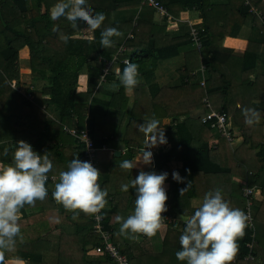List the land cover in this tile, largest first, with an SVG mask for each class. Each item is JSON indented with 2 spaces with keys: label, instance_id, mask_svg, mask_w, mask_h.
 Listing matches in <instances>:
<instances>
[{
  "label": "trees",
  "instance_id": "1",
  "mask_svg": "<svg viewBox=\"0 0 264 264\" xmlns=\"http://www.w3.org/2000/svg\"><path fill=\"white\" fill-rule=\"evenodd\" d=\"M157 1L172 17L171 20L161 18L160 26L154 19L155 10L142 6V0H87L93 15L103 13L106 17L101 27L91 32V38H87L75 37L85 33V22L77 21L76 29L63 17L51 20L50 9L57 0H0V164H10L16 143L24 141L37 154L48 153L53 164L48 176L59 179V173L67 170L72 159L84 161V145L69 133L76 131L79 134L84 129L91 136L96 151L102 146L110 148L112 154L115 149L126 150L134 168L121 170L127 171L125 175H116L127 180L122 177L120 183L117 178L115 186L111 187L109 178L100 176L98 183L102 190L108 192V203L102 212L107 218H104L103 227L111 233L113 242L121 243L122 253L130 264H186L176 259V252L181 250L179 238L185 225L182 220L168 223V215H193L196 208L191 207V200L202 199L207 192L215 189L222 191L231 207L245 213L243 185L233 181L240 178L245 186L258 188L262 200L252 203L251 226L248 223L244 236L237 240L238 254L232 264H257L261 248H264L263 133L260 142L256 139V131L264 128V60L261 59L264 52V0ZM228 7L234 18L230 30L224 33L222 25L225 22L218 20ZM189 10L197 11L202 19L201 25L196 28L199 49L192 40L188 24L178 21L180 13ZM134 21L136 24L132 27ZM168 22L178 28L170 29ZM244 23L250 25L244 38L247 49L238 57L223 43L227 37L242 38L240 32L245 29ZM109 27L117 28L123 35L113 38V47L101 48L100 34ZM60 33L70 37L66 44L60 40ZM129 34L132 38L124 42L125 52L117 58V65L122 73L125 67L122 59L138 64L140 81L148 91L133 94L134 104L128 112L129 96H125L122 87L113 89L107 95L102 92L106 83H119L113 66L103 81L101 75L106 63ZM47 48L60 55H46ZM24 49L28 54L26 66L30 78L38 81L40 86H35L34 90L25 88L23 93H19L20 56ZM180 57L182 67L175 71L179 83L166 86L158 82L157 69L165 62ZM199 58L205 66L203 75L199 71ZM259 60L263 61L262 66H258ZM80 76H86L87 88L84 92H78ZM203 78L205 84L202 87ZM12 81H15L16 89L11 86ZM204 99L212 110L226 113L229 127H238L245 132V141L250 146L246 151L248 147L252 154L256 150L255 157L245 163L246 168L236 155L239 149L233 153L224 138L219 139L218 149L210 151L207 148L211 132L199 123L202 115L210 111ZM148 104L149 107H146ZM51 108L55 117L47 112ZM246 108L260 113L258 124L251 127L245 124L243 110ZM116 109L126 111L122 127H118L115 119ZM152 117L170 120L165 138L171 147L157 155L155 168L134 159V155L144 147L146 138L138 130V125ZM5 149L8 150L6 155ZM179 164L182 167H178ZM115 169L111 168V173ZM140 171L168 173L164 182L168 183L164 187L168 199L167 211L162 213L166 227L152 238L143 236L135 242L118 235L120 224L116 216L126 219L133 213L135 190L129 188L124 192L122 185L129 184ZM173 171L179 172L184 183L172 179ZM58 179L46 182L48 195L44 201H36L35 206L25 205L21 209L19 223L23 240H17L15 251L6 253V260L17 255L28 264H66L68 259L65 258L62 236L66 228L73 231L75 227H80L85 232L86 237L79 241L82 251L86 245L100 244L91 232L90 216L81 214L78 219H73L71 213L54 202L52 192ZM188 183L190 187L181 194L180 190ZM56 218H59V223L55 222ZM39 223L41 226H37ZM48 229H53V232L44 235ZM161 234L160 242L153 245L152 239ZM248 244L252 245V260L245 262L243 257L250 252ZM86 264L113 263L101 255L88 257Z\"/></svg>",
  "mask_w": 264,
  "mask_h": 264
},
{
  "label": "clouds",
  "instance_id": "2",
  "mask_svg": "<svg viewBox=\"0 0 264 264\" xmlns=\"http://www.w3.org/2000/svg\"><path fill=\"white\" fill-rule=\"evenodd\" d=\"M50 18L55 21L65 18L73 28L77 29V21L86 23L83 31L95 32L106 19L103 13L93 15L87 6V0H57L50 9ZM115 27L104 29L100 34L101 48L114 46V37H121ZM59 38L65 44L70 37L60 33ZM139 65L125 61L122 70L116 69L118 84H113V89L123 87L128 93L139 84ZM245 124L253 126L259 123L260 113L253 108L243 110ZM160 121L152 117L138 125V130L143 132L147 142L141 149V162L151 165L152 152L150 150L167 143L164 131L160 128ZM5 149V155L7 154ZM53 164L48 153L39 155L24 141H18L12 155L10 164H0V264H28L23 258L14 255L6 260V253L14 252L17 240H23L20 227L21 209L35 206L36 201H44L48 195L46 182L48 174L52 171ZM122 170L134 168L133 162L123 160L120 164ZM187 171V170H186ZM100 172L90 162L74 158L70 161L66 171L59 173L58 182L55 184L52 198L64 211L72 214L73 219H78L81 214L96 216L108 203L107 190H102L98 183ZM172 179L177 183H184L179 172H172ZM168 173L140 171L129 184L122 185V191L129 188L135 190L136 198L134 211L126 219L116 216L120 224L118 235L129 240L139 242L141 236L154 237L162 228V213L167 211L168 199L164 182ZM190 183L181 189V194L186 192ZM185 227L179 238L180 249L176 252V259L186 264H232L238 252L237 240L245 234L249 217L239 208H233L227 202L220 189L207 192L199 207L190 217L180 216ZM59 223V218H56Z\"/></svg>",
  "mask_w": 264,
  "mask_h": 264
},
{
  "label": "crops",
  "instance_id": "3",
  "mask_svg": "<svg viewBox=\"0 0 264 264\" xmlns=\"http://www.w3.org/2000/svg\"><path fill=\"white\" fill-rule=\"evenodd\" d=\"M143 1V0H142ZM141 4H142V2H141ZM142 6H147V5H143L142 4ZM259 20H260V18H259V16H256ZM154 19H155V21H156V24H157V26H160V24H161V22H162V20L163 19H161V17L155 12L154 13ZM178 21L179 22H182V23H186V24H188V26L190 27V25L191 26H200L201 25V23H202V19L199 17V13L197 12V11H195V10H192V11H183V12H181L180 13V19H178ZM173 22V21H172ZM172 22H168L169 24H170V29H173V30H175V28L177 27L178 28V26L176 25V24H174V23H172ZM244 26H245V29H244V31L242 30L241 32H240V34H242L243 36H242V38L241 37H239V38H231V37H227L225 40H224V43H223V45H224V47H226V48H228V49H232V51H233V54L235 55V56H238V57H241L242 56V54L244 53V51L247 49L246 47H247V41L244 39L245 38V33L247 32V30H248V28L250 27V25L248 24V23H244ZM84 33V32H83ZM87 38H89L88 36H86ZM127 37V36H126ZM126 37H125V39H126ZM125 41V40H124ZM123 41V42H124ZM158 42H156V44H157ZM122 45V44H121ZM120 46V45H119ZM263 47V46H262ZM118 49V48H117ZM263 49H264V47H263ZM27 52V50L26 49H24V50H22V52H21V55H22V53L23 52ZM46 51L47 52H49V53H45L46 55H48V56H54V57H57V55H60L59 53H56V52H53V50H50V49H46ZM117 51V50H116ZM125 52V51H124ZM116 54V53H115ZM28 55V54H27ZM119 57V56H118ZM183 58V57H182ZM112 59V58H111ZM124 59H127V58H124ZM124 59H122L121 60V63L123 64V65H125L124 63H123V60ZM181 59V58H180ZM261 59H263L264 60V52L262 53V57H261ZM20 60H21V56H20ZM200 61H201V59L199 58V67H201V63H200ZM117 62H118V60H117ZM117 62L113 65V68H114V72L116 73V69L118 68V65H117ZM22 65H24V62L23 63H21ZM262 64H263V61L262 60H259V62H258V66H262ZM180 68L182 67V59H181V65L179 66ZM21 70H23V69H21ZM199 71H200V68H199ZM194 73V72H193ZM205 73V72H204ZM156 74H157V79L160 77V79L158 80V82H161V84H163V85H166L167 86V83H166V81H167V75H168V73H167V70L166 69H164V65L162 66V67H159L158 69H157V72H156ZM163 74H164V78H165V82H163L162 80V78H163ZM116 77V79H117V76H115ZM138 79H139V84H138V86L133 90V92L132 93H128L122 86V88H123V90H125V96H129V101H128V104H127V111L129 112L130 110H131V108L133 107V104H134V97H133V94L135 93V92H138V91H148V88H147V86L145 85V84H143L141 81H140V78L138 77ZM20 82H21V79H20ZM114 82V81H113ZM112 81L111 82H109V83H106V85H105V88L102 90V92L105 94V95H107V94H109V92H111L112 90H113V83ZM33 86H34V84L33 83H31ZM38 86H40V83H39V85ZM35 87V86H34ZM27 88H29V87H27ZM36 88V87H35ZM86 88H87V86H86V76H80L79 77V87H78V92H84L85 90H86ZM149 94V93H148ZM150 96V95H149ZM114 99L116 100V93H115V96H114ZM148 100L150 101V98H148ZM116 102V101H115ZM151 104V103H150ZM146 107H149V104H148V106H146ZM114 108V107H113ZM47 112H48V114H50L51 116H53V117H55V111H54V109L53 108H51L50 110L48 109L47 110ZM122 113V112H121ZM120 113V114H121ZM119 114V115H120ZM204 115H202V117H203ZM118 117V115H116V117H115V119ZM160 121V128L161 129H163V131H164V135H165V133L167 132V130L169 129V125H170V120L168 119V118H163V119H161V120H159ZM200 121V120H199ZM117 122H118V118H117ZM200 123V122H199ZM200 125L202 126V124L200 123ZM199 126V124L198 125H196V127H198ZM116 128V127H115ZM117 129V128H116ZM206 129H208L210 132H211V136H210V138L208 139V141H207V148L210 150V151H212V150H215L216 148L218 149V143H219V139L220 138H223L219 133H218V131L217 130H215V129H211L209 126H206ZM236 129H238V130H236ZM230 130H231V132H232V135H233V141L231 142V143H229L225 138V140L229 143V145H230V147H231V150L233 151V153L234 152H236V150L237 149H239V153L238 154H236L237 155V157L243 162V165H244V167L246 168V165H245V163L249 160V159H251L253 156L255 157V155H256V150H255V152H254V154H252L251 152H250V149L251 148H249L250 146L247 144V142L245 141V132H242V130L240 129V128H238V127H231L230 126ZM233 130H236V132L234 133L233 132ZM263 131V132H262ZM256 135L258 136V138H256L257 139V141H259L260 142V140H261V133H263V135H264V128H263V130H261V128L260 129H258V131H256ZM242 135H243V137H242ZM167 141V140H166ZM146 142H147V138H145V144H146ZM242 142H243V145H242ZM241 145H242V148H241ZM252 145H254V142L252 143ZM247 146H249L248 147V150L246 151V149H247ZM170 147H171V144L169 143V141H167V143L166 144H164V145H157L156 147H154V148H151V149H146V150H150L151 152H152V163H151V166H152V168H155V162H156V157H157V155H159L160 153H164V152H166V151H164V150H169L170 149ZM105 148V150H107V151H105L104 153L105 154H107L108 155V157H112V158H115V159H120V158H122L123 157V160H128V156H127V152H126V150H124V149H115V150H113V154H112V150L110 149V148H107L106 146H102V150ZM240 148H241V150H240ZM142 149V148H141ZM141 149H139V152H138V154H136V155H134V159L136 160V161H140L141 162ZM253 149H254V147H253ZM116 151H118V152H120V156H115L114 155V153L116 152ZM254 151V150H253ZM126 153V154H125ZM135 156H136V158H135ZM97 161V160H96ZM97 167H98V164H97ZM178 167H182V164H179L178 165ZM256 168V167H255ZM173 170H174V168H173ZM248 170V169H247ZM101 175V177L103 178V179H108L109 178V184H110V186L111 187H114L115 186V182H116V180H114V179H112L111 177H109L108 175H106L105 173H100ZM116 174V173H115ZM172 176V175H171ZM56 177V176H55ZM100 177V178H101ZM57 179H58V177H57ZM236 179H238L237 180V182L239 183V184H242L243 185V187H242V196H243V193H244V190L247 188V189H251L252 190V194L250 195V200H251V202L253 203L254 202V200H257V201H261L262 200V197H260V190L258 189V188H249V187H247V186H245L244 184H245V182H244V180H242V179H240V178H236ZM119 180V182L120 183H122L121 182V180L120 179H118ZM203 182V181H202ZM201 182V183H202ZM166 185H168V183L166 184V183H164V187H167ZM169 188V187H168ZM244 197V196H243ZM244 199H245V197H244ZM245 201H246V199L244 200V205H245ZM201 202H202V199L201 198H199V199H193V200H191V203H190V205H191V207L192 208H197V207H199L200 206V204H201ZM245 207V206H244ZM245 214H246V209H245ZM22 216V215H21ZM180 216H182L180 213H176V214H173V215H171V214H169L168 215V223H177V222H180L181 220L179 219L180 218ZM191 216V215H190ZM190 216H185V217H190ZM91 217L92 216H90V221H91ZM106 220H107V218L106 217H104ZM82 224V223H81ZM92 225H93V223H92ZM37 226H41V223H39V225H37ZM168 226V225H167ZM180 229H181V226L179 227ZM104 229H106V228H104ZM51 232H53V229H48L47 231H46V233H44V235H48V234H50ZM91 232H92V228H91ZM92 234L93 235H95L96 236V238H98L99 240H100V244H98V245H93V244H89V245H86V246H84V251H82V249H81V246H80V244H79V241L83 238V237H86V234H85V232L80 228V227H75V229L72 231V230H69V228H66L65 230H64V232H63V234H62V236L64 237V241H65V243L63 244V249L65 250V258H67L68 260H67V263L66 264H86V261H87V259H88V257H90V256H92L91 254L93 253V250H94V248L96 249V247H103L104 246V242H103V240H102V238L99 236V235H97V234H95V233H93L92 232ZM141 237H143V236H141ZM140 237V238H141ZM161 237H162V234L160 235V237L158 236V237H155L154 239H152V244L153 245H156V243H158V242H160V240H161ZM254 237V235H252V238ZM97 239V240H98ZM140 240V239H139ZM111 242L112 243H114V244H116V245H119V248H120V250H121V252H122V248H123V246L121 245V243H118V242H113L112 241V236H111ZM238 243V242H237ZM91 246H92V248H91ZM247 246V245H246ZM237 254H238V252H237ZM237 254H236V256H235V258L237 257ZM248 254L249 253H247L244 257H243V261H245V262H247V261H251V260H246L245 258L248 256ZM95 256H101V255H95ZM102 256H106V255H102ZM126 256V255H125ZM251 256H252V254H251ZM54 257H56V255H54ZM107 257V256H106ZM110 259V258H109ZM111 260V259H110ZM112 261V260H111ZM234 261H235V259L232 261V263H234ZM112 263L113 264H115L113 261H112ZM52 264H55V262H53ZM168 264H178V263H176V262H169ZM257 264H264V248H261V251H260V254H259V256H258V258H257Z\"/></svg>",
  "mask_w": 264,
  "mask_h": 264
},
{
  "label": "built area",
  "instance_id": "4",
  "mask_svg": "<svg viewBox=\"0 0 264 264\" xmlns=\"http://www.w3.org/2000/svg\"><path fill=\"white\" fill-rule=\"evenodd\" d=\"M143 5H147L155 10V12L161 17V18H167L172 19L170 14L168 13L167 9H165L157 0H143ZM261 19V18H260ZM197 26H191L190 25V34L192 37V40L194 41L196 48H200L199 43V36L197 31ZM131 35L127 36V39H130ZM125 51V47L123 45H120L116 51V54L113 55L112 59L106 63V66L104 67V74L101 75V80L103 81L105 74L108 73V70L117 62L118 56L122 55ZM128 59H124L123 63L125 64V61ZM205 72V66L201 64L200 67V73L203 75ZM205 84L204 78L202 79L200 85L203 87ZM11 86L16 89L15 81H12ZM31 89V88H30ZM19 93H23L20 92ZM30 95L27 96L28 99H30ZM204 103L206 107L210 110L206 115L201 117L200 123L203 126H209L211 129H215L218 131V133L225 138L229 143L233 141V135L231 133L230 127L228 126V118L226 113L214 111L211 109L210 104L207 100L204 99ZM73 137L77 138L82 144L84 145V154L83 159L84 161L90 162L93 167L97 169V163L95 161V154H96V148L94 147L93 140L86 129L81 131L79 134H76V131H69ZM105 149V148H104ZM48 181H56L57 177L55 176H48ZM252 194L251 189H245L243 196L245 197V209H246V215L249 217L248 223L251 226L252 216H251V206L252 202L250 200V195ZM103 209L100 213L97 215L100 217L99 219L96 218V216L91 217V221L93 223L92 225V232L99 235L103 242V247H96L94 248V254L96 255H106L108 258H110L115 264H130L128 258L121 252L119 245H116L111 242V233L104 229L103 227V221L105 220L103 217ZM168 219V218H167ZM247 247L250 249V252L248 256L245 258L246 260H251V248L252 245L248 244Z\"/></svg>",
  "mask_w": 264,
  "mask_h": 264
},
{
  "label": "rangeland",
  "instance_id": "5",
  "mask_svg": "<svg viewBox=\"0 0 264 264\" xmlns=\"http://www.w3.org/2000/svg\"><path fill=\"white\" fill-rule=\"evenodd\" d=\"M229 9H230V7H228V10H226L224 15L220 16V18L218 20V22H225V24L222 25V30H223L224 33L228 32L230 30V28H231V20H233V18H234L233 15L229 12ZM117 14H119V13H117ZM111 18L114 19L113 17H111ZM218 22H217V24H218ZM135 24H136V22L134 21V23L132 24V27H135V26H133ZM129 35H131V34H129ZM83 36H88L89 38H91L90 37L91 36V32H86L85 31V33H83V34L79 33V34L75 35V37H83ZM126 36H128V35H126ZM131 38H132V35H131ZM126 40H127V37H126L125 41ZM124 42H122L123 46H124ZM156 42H158V40H156ZM45 53L47 54L49 52H45ZM180 58H177V59H174V60H170L168 62H165V64H164V69H166L167 73H168V75L166 77L167 78L166 83H167L168 86H172V85H175V83H179L178 75H177V73L175 71L181 65V59ZM27 59H28V55H27V52L25 51V52L22 53L21 60H20V78H21V86H20V89H19L20 92H24V89L27 88V87H29L32 90H34L35 89L34 86H38L39 85L38 81H33L30 78L29 69L26 66L27 65L26 64ZM23 62H24V65L21 64ZM21 69H23V70H21ZM162 79H163L162 81L165 82L164 74H163V78ZM31 83H33L34 86ZM114 101H116V100L114 99ZM126 110H127V107H126ZM125 112L126 111H123L121 109H116L115 110L114 115H118V117H117L118 118V127H122L123 123L125 122L124 118H123V113H125ZM236 130H238V129H236ZM236 130H233V132L235 133ZM134 133L135 132H133V134ZM104 150L105 149H103V150L100 149V150L96 151L95 161L97 160L96 161V163L98 164L97 169L99 170L100 173H105L106 175H108L109 177H111L114 180L119 178L121 180V182H122L123 181L122 177H124L122 175H125L127 173V171H121L122 169L120 168V164L123 161V157L120 158L119 160L115 159V158H112V157H108V155L104 153L105 152ZM113 167H115L116 169H115V171L113 173H111V168H113ZM115 173L116 174H118V173L122 174L121 175L122 177H118ZM124 179L127 180L126 177H124ZM237 180L238 179H235V178L233 179V181L236 182V183H237ZM91 255L95 256L96 254H94V251H93V253Z\"/></svg>",
  "mask_w": 264,
  "mask_h": 264
},
{
  "label": "water",
  "instance_id": "6",
  "mask_svg": "<svg viewBox=\"0 0 264 264\" xmlns=\"http://www.w3.org/2000/svg\"><path fill=\"white\" fill-rule=\"evenodd\" d=\"M114 155H115V156H120V152L116 151V152L114 153ZM91 248H92V246H91Z\"/></svg>",
  "mask_w": 264,
  "mask_h": 264
}]
</instances>
